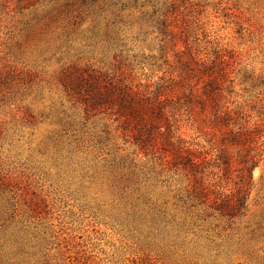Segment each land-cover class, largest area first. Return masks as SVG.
Listing matches in <instances>:
<instances>
[{"label": "rangeland", "instance_id": "rangeland-1", "mask_svg": "<svg viewBox=\"0 0 264 264\" xmlns=\"http://www.w3.org/2000/svg\"><path fill=\"white\" fill-rule=\"evenodd\" d=\"M20 1L0 0V264H202L192 243L155 233L136 220L122 204L105 163L92 149L87 152L84 135L64 132L62 72L73 66L114 69V53L96 45L102 35H90L92 18L68 39L47 12L38 18L34 9L21 13ZM83 1L55 0L51 8L72 12L85 9ZM185 1L200 21L201 46L219 45L227 56L228 81L235 82L234 94L226 98L243 107L263 144L249 212L231 232L230 246L236 264H264V0ZM122 14L131 19L140 11ZM137 30L135 26L133 33ZM155 45L148 37L134 44V52L139 58L155 56ZM152 77L146 66L135 69L131 79L147 84L157 81ZM182 133L216 154L210 136L185 126ZM3 178L21 183L27 199L39 205L29 211L19 190L5 191ZM151 194L160 205L169 201L174 211L167 189H152Z\"/></svg>", "mask_w": 264, "mask_h": 264}, {"label": "trees", "instance_id": "trees-1", "mask_svg": "<svg viewBox=\"0 0 264 264\" xmlns=\"http://www.w3.org/2000/svg\"><path fill=\"white\" fill-rule=\"evenodd\" d=\"M54 1L21 0L19 11L34 9L37 18L47 12L68 39L92 18L90 35H102L96 45L114 53L112 70L73 66L62 72L65 134L84 135L87 152L92 149L105 163L122 204L136 220L155 233L189 241L202 264H236L231 232L248 215L263 144L243 107L226 98L234 94L235 81H228L223 50L216 44L201 46L200 21L185 0H84L85 9L72 12L51 8ZM126 10L140 16L127 19ZM148 37L157 55L139 58L134 44ZM146 66L157 81L131 79L135 69ZM184 126L210 136L216 154L187 140ZM6 185L5 191L19 190L29 211L39 205L27 199L18 181ZM159 187L172 194L174 211L169 201L153 200L151 190Z\"/></svg>", "mask_w": 264, "mask_h": 264}]
</instances>
